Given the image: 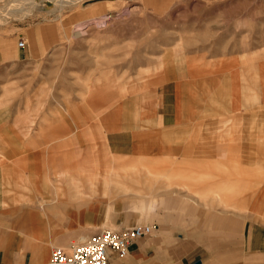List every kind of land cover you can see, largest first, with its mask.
I'll return each mask as SVG.
<instances>
[{
	"label": "rangeland",
	"instance_id": "rangeland-1",
	"mask_svg": "<svg viewBox=\"0 0 264 264\" xmlns=\"http://www.w3.org/2000/svg\"><path fill=\"white\" fill-rule=\"evenodd\" d=\"M98 1L0 0V35L56 39L24 74L0 67V111L32 110L25 145L46 175L31 172L12 217L54 204V159L75 184L85 168L92 189L88 217L57 206L52 230L20 233L48 247L41 264L119 222L159 225L145 250L189 243L182 264H264V0Z\"/></svg>",
	"mask_w": 264,
	"mask_h": 264
},
{
	"label": "crops",
	"instance_id": "crops-1",
	"mask_svg": "<svg viewBox=\"0 0 264 264\" xmlns=\"http://www.w3.org/2000/svg\"><path fill=\"white\" fill-rule=\"evenodd\" d=\"M104 1L109 2L111 6L119 3V0H99L98 2L103 4L102 2ZM104 5L109 6L108 3H105ZM17 36L18 40L23 42V45H20L23 47H19L18 41H16L13 36L4 37L0 35V67L14 68V66H17L15 69L5 71L6 74H24L22 73V68L20 66H27L28 63H32L37 58L42 57L45 49H47L51 43L56 41L53 36L50 38L43 34L39 36L33 34L28 36L26 33L21 31L17 32ZM27 75H25V80L27 79ZM0 81L3 84H9V82L3 77H0ZM4 107H6V105ZM30 111L32 112V110L27 108L26 104L23 105V108H18L15 112L11 111L10 106L8 109L4 108L0 111V264H41L46 259L48 247L46 245H38L36 243L29 242V239L20 233L19 227L23 226V224L24 226L28 224V227L32 229V232H34V230L41 232L44 228L52 230L54 227V220L52 217L55 216V211H52V208L58 206L60 208H65L68 212L69 210H73L78 215L88 217L86 212H88L87 206L89 204V199L86 197L91 194L92 189L91 185L85 181L86 169L84 168L83 173L81 172L82 169H78V174H76L78 177L75 176L74 180L78 178V181L81 183L75 184L72 180H70L72 175L70 172L72 171L70 164H66L62 167L58 163L59 159L57 161L54 158H52L54 159L53 171L55 179L53 180L55 185L52 187V200L54 204L48 205L47 208H42L41 211H26L25 220L23 219V221H21V215L17 216V218L12 217L17 207L32 198L33 186L30 178L31 172L36 171L37 176L39 175L41 178H45L46 176L45 171L40 169L41 164L35 163L38 156L36 155L37 157L31 158V154H38V152H32L31 150L33 147L28 146L30 148L29 151L25 145L29 139L32 138L31 136L35 131L33 126L30 124L36 121V119ZM157 120L162 122L161 117H158ZM168 126L172 132L182 131L185 129V127H177L175 124H168ZM35 148L39 149V147ZM194 150L195 149L192 147L191 155H195ZM57 153H59V151ZM41 154H44V152ZM38 158L41 160L44 157L40 156ZM207 159L209 160L213 158ZM83 164L86 165L85 163ZM75 170L77 171L75 168L72 172ZM71 186L76 187L72 189ZM148 194L149 193L143 194V197L141 196L140 200H155L154 197H149ZM145 195L147 196L145 197ZM42 200L45 201L46 199L43 197ZM190 200L198 201L197 198H192ZM256 206L253 211L257 213L256 215L263 217L262 203H258ZM195 209L198 208L195 207ZM99 221L101 220H95L94 223L92 220L85 222V225L81 228L82 230L76 234L83 237L88 234L93 225L99 226ZM126 225L129 224L119 222L113 229ZM12 226H17L18 229L13 230ZM164 227L163 232L165 234H168V232L194 233L193 230H172L169 224H165ZM98 228L99 227H97L96 230L99 231L100 229ZM154 230H159L158 224L156 225V228H153L150 234H152ZM150 234L137 237L133 240L128 247L127 255L124 257H118L114 253H111V263L182 264L190 258L193 250L190 247V244L186 242L181 243L180 245H165L162 248H152L149 250L143 249L141 246V240ZM61 244L62 243H59L57 245ZM194 264L221 263H218L217 260L213 259L208 262H204L200 261V258H196L194 260Z\"/></svg>",
	"mask_w": 264,
	"mask_h": 264
},
{
	"label": "built area",
	"instance_id": "built-area-1",
	"mask_svg": "<svg viewBox=\"0 0 264 264\" xmlns=\"http://www.w3.org/2000/svg\"><path fill=\"white\" fill-rule=\"evenodd\" d=\"M19 45L23 42L19 40ZM153 225L143 223L117 229L103 228L92 233L85 241L54 245L47 264H112L111 253L124 257L130 243L137 237L150 234Z\"/></svg>",
	"mask_w": 264,
	"mask_h": 264
}]
</instances>
